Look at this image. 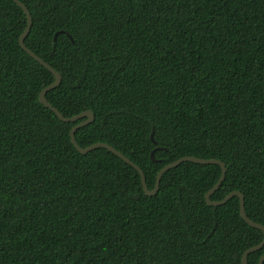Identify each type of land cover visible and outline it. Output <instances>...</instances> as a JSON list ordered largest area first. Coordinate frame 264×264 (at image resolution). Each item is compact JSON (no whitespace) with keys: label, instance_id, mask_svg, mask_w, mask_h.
<instances>
[{"label":"trees","instance_id":"obj_1","mask_svg":"<svg viewBox=\"0 0 264 264\" xmlns=\"http://www.w3.org/2000/svg\"><path fill=\"white\" fill-rule=\"evenodd\" d=\"M18 1L25 46L61 76L48 103L94 115L81 148L112 146L148 189L181 157L217 159L211 200L238 191L264 226V0ZM25 27L0 0V264H242L263 233L238 197L205 203L220 167L183 162L147 196L108 150L79 154L84 119L40 103L54 78L20 48Z\"/></svg>","mask_w":264,"mask_h":264},{"label":"water","instance_id":"obj_2","mask_svg":"<svg viewBox=\"0 0 264 264\" xmlns=\"http://www.w3.org/2000/svg\"><path fill=\"white\" fill-rule=\"evenodd\" d=\"M12 1L23 11L25 18H26L25 30L23 31V33L18 38V44H19L20 48L26 54H28V56H30L32 59H34L40 65H42L45 69H47L53 75V78H54L53 82L50 85L44 87L40 91V93H39L40 103L45 108L52 111L56 115V117L64 123H72V122H76L78 120L84 119L81 122L74 125L71 128L70 133H69L71 143L74 146V148L77 150V152L79 154L84 155V154H87V153L91 152L92 150L98 149V148H103V149L108 150L109 152H111L112 154L117 156L119 159H121L124 163L130 165L138 173V175L140 177L142 190H143L144 194L147 196H154L157 193L158 188H159L160 179L165 172H167L168 170L178 166L179 164H181L183 162H192V163H196V164H200V165H210V164L218 165L220 167V170H221L220 177H219L218 181L214 184V186L211 189H209L207 191V193L205 194V203L209 206L216 207V206H221V205L225 204L232 197H238V199H239V215L242 218V220L248 226H250L252 228L259 229L263 233V239L261 240V242L258 243L257 245H254V246L246 249L244 251V253L242 254L241 263L247 264L248 255L255 252V251L260 250L264 246V226H262L258 223H255V222H253L247 218V216L245 214V209H244V196L242 193H240L238 191L230 192L223 199H221L219 201H212L211 200L212 194L218 190V188L220 187V185H221V183L225 177L226 167H225L224 163H222L221 161H219L217 159H200V158H196V157H192V156L181 157L178 160L173 161V162L165 165L164 167H162L159 170V172L157 173L154 187L152 189H148L143 171L136 164H134L132 161H130L128 158H126L122 153H120L116 149H114L112 146H110L106 143H95V144H92L88 147L81 148L76 143V140L74 138V134H75L76 130H78L79 128L92 123V121L94 120V115L90 111H84V112H81L78 115L73 116V117H64L56 108L52 107L48 103V101L46 99V94L49 91L55 89L56 87H58L60 85L61 76L51 66H49L47 63H45L40 57H38L35 53H33L30 49H28L25 46L24 40L30 31L31 22H32L31 21V15H30L28 9L21 2H19L18 0H12ZM56 35H57V33L55 34V36ZM150 156H151V159L154 160L153 151L150 153ZM263 262H264V254H262L261 257L259 258L258 264H263Z\"/></svg>","mask_w":264,"mask_h":264}]
</instances>
